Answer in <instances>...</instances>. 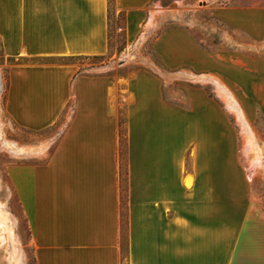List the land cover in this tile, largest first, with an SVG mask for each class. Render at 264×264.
<instances>
[{
    "label": "crops",
    "instance_id": "obj_1",
    "mask_svg": "<svg viewBox=\"0 0 264 264\" xmlns=\"http://www.w3.org/2000/svg\"><path fill=\"white\" fill-rule=\"evenodd\" d=\"M159 2L0 0L1 50L16 62L8 73V117L22 129L40 132L57 127L73 110L45 163H18L7 171L28 222L36 264H264V211L251 199L230 197L231 169L216 172L209 150L191 151L184 168L181 141L167 147L166 104L155 79L124 80L128 101L119 118L114 82L52 63L106 56L112 4L125 13L131 40ZM163 40L156 51L173 67ZM175 49L183 47L175 44ZM148 83L153 85L149 101ZM178 126L182 131L183 123ZM216 180L227 191L223 208L234 206L237 213H216Z\"/></svg>",
    "mask_w": 264,
    "mask_h": 264
},
{
    "label": "rangeland",
    "instance_id": "obj_2",
    "mask_svg": "<svg viewBox=\"0 0 264 264\" xmlns=\"http://www.w3.org/2000/svg\"><path fill=\"white\" fill-rule=\"evenodd\" d=\"M147 12L150 19L128 40L125 13L112 4L106 56L52 63L114 82L119 118L128 101L124 80L138 75L155 79L166 104L167 147L181 141L184 168L191 151L209 150L214 155L209 165L216 172L231 169L226 181L230 197L251 199L264 211V0H161ZM162 37L173 67L156 51ZM15 64L0 45V264H36L28 222L7 171L18 163H45L73 110L45 131L15 125L5 111L8 73ZM145 87L149 101L153 85ZM221 182L216 180V213H237L234 206L223 208L227 191Z\"/></svg>",
    "mask_w": 264,
    "mask_h": 264
},
{
    "label": "trees",
    "instance_id": "obj_3",
    "mask_svg": "<svg viewBox=\"0 0 264 264\" xmlns=\"http://www.w3.org/2000/svg\"><path fill=\"white\" fill-rule=\"evenodd\" d=\"M122 148H124V149L122 150ZM125 150H126V137H125V131H124V126H123V121H122V122H120V155L122 153L125 154ZM125 183H126L125 163H121V165H120V184L122 187V191L125 190ZM122 209H123V213L125 215V194L122 196Z\"/></svg>",
    "mask_w": 264,
    "mask_h": 264
}]
</instances>
